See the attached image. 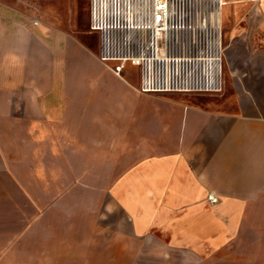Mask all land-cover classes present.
Returning <instances> with one entry per match:
<instances>
[{
  "label": "crops",
  "instance_id": "1",
  "mask_svg": "<svg viewBox=\"0 0 264 264\" xmlns=\"http://www.w3.org/2000/svg\"><path fill=\"white\" fill-rule=\"evenodd\" d=\"M227 1L224 89L156 94L0 0V264H264V0Z\"/></svg>",
  "mask_w": 264,
  "mask_h": 264
},
{
  "label": "built area",
  "instance_id": "2",
  "mask_svg": "<svg viewBox=\"0 0 264 264\" xmlns=\"http://www.w3.org/2000/svg\"><path fill=\"white\" fill-rule=\"evenodd\" d=\"M225 0H90L100 60L123 76L140 69L144 93H218L224 89ZM211 199L216 197L212 194Z\"/></svg>",
  "mask_w": 264,
  "mask_h": 264
},
{
  "label": "rangeland",
  "instance_id": "3",
  "mask_svg": "<svg viewBox=\"0 0 264 264\" xmlns=\"http://www.w3.org/2000/svg\"><path fill=\"white\" fill-rule=\"evenodd\" d=\"M17 2L20 0H12ZM26 9L33 13L44 15L45 19L55 21L60 25L73 29L76 33L84 36L90 44L95 46L100 52L101 34L98 31H91L89 27V3L90 0H21ZM228 10V1L224 7V14ZM126 76L135 84L140 85L137 80V70L129 69ZM212 195V194H211ZM215 196V195H214ZM210 197V196H209ZM216 200V198H215ZM156 241H145L141 243V253L137 255L139 264H191L197 262L229 264L231 258L236 261H242L246 257L252 256L244 253L245 246L237 250L230 256L229 248L226 247L214 254L200 256L187 251H170L167 258L164 254H152ZM252 259L248 260L251 261ZM240 263H243L241 262ZM170 262V263H169ZM237 262V263H238Z\"/></svg>",
  "mask_w": 264,
  "mask_h": 264
}]
</instances>
